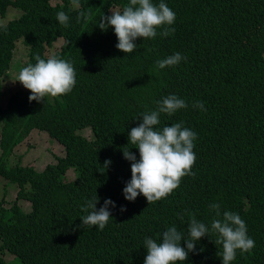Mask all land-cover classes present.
Wrapping results in <instances>:
<instances>
[{
	"label": "trees",
	"instance_id": "obj_1",
	"mask_svg": "<svg viewBox=\"0 0 264 264\" xmlns=\"http://www.w3.org/2000/svg\"><path fill=\"white\" fill-rule=\"evenodd\" d=\"M164 2L176 13L175 33L137 38V49L125 54L115 47L114 29L98 25L129 0H79V7L72 0H0V17L11 8L19 12L0 24V264H144L146 237L159 241L174 225L187 236L188 213L210 228L212 202L238 213L255 241L249 253L238 250L231 264H264V0ZM60 11L69 16L68 27L56 19ZM81 11L90 12V19L77 23ZM58 41L62 45L54 51ZM19 43L26 49L25 67L37 55L71 61V92L38 103L29 102L30 90L3 86ZM177 52L186 60L157 68V60ZM169 94L189 107L161 114V126L183 121L197 133L196 175L183 177L159 201L149 204L141 194L130 202L123 188L131 164L122 149L131 148L139 160L128 133ZM194 101L206 111L193 108ZM33 130L63 150L41 171L22 165V152L8 162ZM85 130L90 139L81 134ZM13 186L17 193L7 203L4 196ZM96 195L97 209L105 199L116 204L103 231L80 220ZM217 238L210 232L178 264H222Z\"/></svg>",
	"mask_w": 264,
	"mask_h": 264
},
{
	"label": "clouds",
	"instance_id": "obj_2",
	"mask_svg": "<svg viewBox=\"0 0 264 264\" xmlns=\"http://www.w3.org/2000/svg\"><path fill=\"white\" fill-rule=\"evenodd\" d=\"M74 6L79 7V0H72ZM110 15H103L98 27L106 31L114 29L118 43L115 47L125 54H131L137 49V38L155 39L158 35L167 37L175 33L171 27L176 20V13L164 2L154 3L153 0H129L122 10H110ZM56 19L64 27H68L69 16L60 11ZM81 19H90V12L81 11L76 17L77 23ZM36 63L23 67L16 81L30 90L29 102L44 101L46 96L57 97L71 92L76 84V73L71 61L50 56L47 60L39 55ZM186 57L177 52L163 59L157 60L158 69L174 67ZM156 109L144 113L142 122L132 127L128 133V141L139 150V160L128 148L122 149L123 157L131 164V179L123 188L124 198L130 202L143 195L148 203H153L167 197L180 186L185 176L195 177L192 167L196 161L194 152L197 133L183 125V121L161 126V114L174 115L181 109L189 107L188 102L175 94H169L156 102ZM192 107L206 111L200 101H194ZM44 133V132H42ZM45 134V133H44ZM46 135V134H45ZM47 136V135H46ZM128 143V144H129ZM111 164L106 160L104 167ZM99 197L96 195L86 202L80 218L81 225L97 226L103 231L112 218L109 210L116 204L111 199H105L103 206L97 209ZM209 210L214 212L210 228L196 219L192 213L187 223V236L177 226L168 227L160 235L159 241L146 237L144 247L147 255L144 264H178L188 259L189 253L196 252V243L210 232L217 235L214 243L222 249L217 256L222 264H231L235 260L237 251L241 255L249 253L255 247V241L248 236L246 222L241 216L229 210H222L221 205L212 202ZM121 212L126 211L124 206ZM184 242V247L181 242ZM203 251V249H201Z\"/></svg>",
	"mask_w": 264,
	"mask_h": 264
},
{
	"label": "rangeland",
	"instance_id": "obj_3",
	"mask_svg": "<svg viewBox=\"0 0 264 264\" xmlns=\"http://www.w3.org/2000/svg\"><path fill=\"white\" fill-rule=\"evenodd\" d=\"M18 13L19 12H17V10L14 8L9 9L7 11V15L4 18L0 17V24H3L8 20L16 17ZM58 43L59 44L55 45L54 51L58 50V48L62 45V41H58ZM17 48L18 50L16 51L14 58L11 62L9 72L2 81V85L10 87V89H12L13 87L24 88L23 85L16 80L18 78L21 69L25 67L26 49L22 45H20V43L17 44ZM54 51L52 53H54ZM0 100H1L0 102L3 103V99ZM81 134L88 139L91 138V134L88 130L83 131ZM21 152L23 154L21 164L32 165L39 171H41L46 164L53 163L54 157L56 156L60 157L63 155V150L60 145L48 139V137L44 133H42V131H37V130L31 131L30 134L22 141L20 145L17 144L15 146L11 156L9 157V161H8L9 164H13L12 157L15 156L19 158ZM66 177L72 178L73 173L68 172ZM1 184H4L2 177H0V185ZM10 185L16 186V184L14 183H10ZM8 189L9 191L4 196L5 202L7 203L14 200L15 195L17 193V187L14 186L8 187ZM1 192L3 193L2 188H1ZM1 192H0V197H1ZM22 206L26 208L28 205L26 202H23Z\"/></svg>",
	"mask_w": 264,
	"mask_h": 264
}]
</instances>
